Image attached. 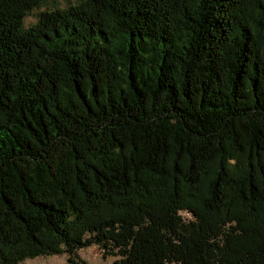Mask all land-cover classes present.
<instances>
[{
	"label": "trees",
	"instance_id": "16d2710c",
	"mask_svg": "<svg viewBox=\"0 0 264 264\" xmlns=\"http://www.w3.org/2000/svg\"><path fill=\"white\" fill-rule=\"evenodd\" d=\"M45 1L0 0V264H264V0Z\"/></svg>",
	"mask_w": 264,
	"mask_h": 264
},
{
	"label": "rangeland",
	"instance_id": "374dc122",
	"mask_svg": "<svg viewBox=\"0 0 264 264\" xmlns=\"http://www.w3.org/2000/svg\"><path fill=\"white\" fill-rule=\"evenodd\" d=\"M75 0H46L43 6L39 9H33L31 13H28L25 17V25L29 26L37 20V14L46 8H54L56 6H68L74 3ZM189 216L188 213H183ZM78 256L75 257L77 263H73L69 260V254L67 252L57 254L38 255L36 257L25 258L18 264H114V260L119 258L118 255L110 254L105 256L103 250L96 245L87 246L77 251ZM177 264V263H170Z\"/></svg>",
	"mask_w": 264,
	"mask_h": 264
}]
</instances>
